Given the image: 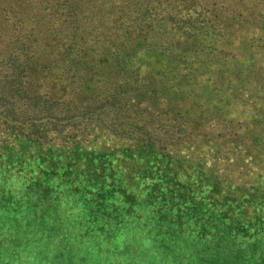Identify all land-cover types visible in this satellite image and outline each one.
<instances>
[{
  "label": "trees",
  "instance_id": "1",
  "mask_svg": "<svg viewBox=\"0 0 264 264\" xmlns=\"http://www.w3.org/2000/svg\"><path fill=\"white\" fill-rule=\"evenodd\" d=\"M77 241L264 263V0H0V264Z\"/></svg>",
  "mask_w": 264,
  "mask_h": 264
},
{
  "label": "rangeland",
  "instance_id": "2",
  "mask_svg": "<svg viewBox=\"0 0 264 264\" xmlns=\"http://www.w3.org/2000/svg\"><path fill=\"white\" fill-rule=\"evenodd\" d=\"M77 242L80 247L75 249V257L77 258L76 264H81V261L87 256V254L83 255V252L80 251L82 249V243L80 241ZM67 254L68 253L65 255ZM131 255H136V261L138 263L141 262V264H264L255 256H248L247 258L243 254L225 253V251L203 254L176 252L169 255H162L157 252H134ZM102 257L103 256H101V258ZM89 258L91 257L89 256ZM89 258L86 257L83 264H95L89 262Z\"/></svg>",
  "mask_w": 264,
  "mask_h": 264
}]
</instances>
